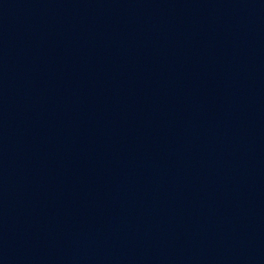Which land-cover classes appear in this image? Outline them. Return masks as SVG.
<instances>
[{"label": "water", "instance_id": "1", "mask_svg": "<svg viewBox=\"0 0 264 264\" xmlns=\"http://www.w3.org/2000/svg\"><path fill=\"white\" fill-rule=\"evenodd\" d=\"M0 264H264V0H0Z\"/></svg>", "mask_w": 264, "mask_h": 264}]
</instances>
